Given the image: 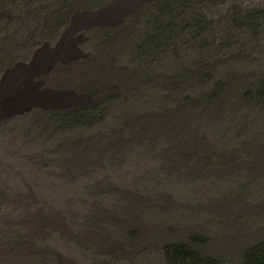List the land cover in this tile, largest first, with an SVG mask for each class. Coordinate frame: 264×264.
Here are the masks:
<instances>
[{
    "label": "rangeland",
    "instance_id": "1",
    "mask_svg": "<svg viewBox=\"0 0 264 264\" xmlns=\"http://www.w3.org/2000/svg\"><path fill=\"white\" fill-rule=\"evenodd\" d=\"M262 242L264 0H0V264Z\"/></svg>",
    "mask_w": 264,
    "mask_h": 264
},
{
    "label": "trees",
    "instance_id": "2",
    "mask_svg": "<svg viewBox=\"0 0 264 264\" xmlns=\"http://www.w3.org/2000/svg\"><path fill=\"white\" fill-rule=\"evenodd\" d=\"M223 90V83L218 82L213 89L205 94L204 96L196 98H185V102L177 105L173 108V111L181 110L183 117L182 108L189 109H199L206 104V102L215 99L221 94ZM260 95V93H259ZM182 106V108H181ZM177 112V111H176ZM186 116V115H185ZM181 116L178 118H169L162 122V133H167L169 135L180 133L185 131L183 123L180 122ZM166 257L173 263H189V264H216V261L212 259H206L200 256L198 253L192 251L188 247L182 244H170L164 248ZM240 264H264V242L258 243L245 252L243 259Z\"/></svg>",
    "mask_w": 264,
    "mask_h": 264
}]
</instances>
